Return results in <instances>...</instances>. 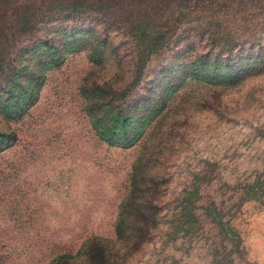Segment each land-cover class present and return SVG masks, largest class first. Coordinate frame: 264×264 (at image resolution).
<instances>
[{"label": "rangeland", "instance_id": "374dc122", "mask_svg": "<svg viewBox=\"0 0 264 264\" xmlns=\"http://www.w3.org/2000/svg\"><path fill=\"white\" fill-rule=\"evenodd\" d=\"M132 4L104 11L60 7L58 0L0 5V89L15 81L34 89L25 100L17 92L13 101L0 90V264H48L76 253L91 236L115 237L147 137L153 162L146 175L159 177L158 224L118 264H264V0ZM32 6L27 11L37 23L21 36L14 30ZM60 26L108 29L113 46L98 49L104 66L90 58L96 45L77 49L81 41L60 37L57 49L22 57ZM228 45L263 55L243 84L185 78L162 112L142 114L147 105L132 113L135 124L148 122L127 140L132 145H113L109 132L102 135L100 121L110 115L111 124L115 116L100 108L101 89L108 101L127 107L180 52L185 64L178 75L194 68L188 65L197 56ZM21 67L39 82L21 77ZM175 78L165 81L180 84Z\"/></svg>", "mask_w": 264, "mask_h": 264}, {"label": "trees", "instance_id": "16d2710c", "mask_svg": "<svg viewBox=\"0 0 264 264\" xmlns=\"http://www.w3.org/2000/svg\"><path fill=\"white\" fill-rule=\"evenodd\" d=\"M10 1L11 0H0V5H8ZM154 1L159 2L162 0ZM163 1L167 3L178 2V0ZM148 3L149 2L145 1L141 6H144ZM150 3L154 4L152 2ZM58 4V6L60 7L63 4H69V7L73 6L77 9H99L102 11L111 9H123L126 7L132 9L134 8V6H137L135 4H132V0L127 3L123 0H58ZM27 9H34V7H25V12L20 14L19 17V24H21L22 26L20 29L14 30V32L17 31L21 33V36H28L29 33L33 30L32 27H34V25L37 23L36 21L35 24H33L32 19L35 14L32 13L33 11H27ZM16 15L18 16V12ZM132 18H137L136 13H133ZM138 20L135 21L136 24ZM52 32H54L52 38L48 37L47 40L38 42L33 47L23 52L22 57L24 58L25 55L35 56L39 54L43 48H49L53 50L57 49V42L59 41V39L57 38L60 37L67 38V40L65 41L67 43L81 41L82 45L77 47V49H80L84 46L85 48H87L86 45H88L90 42L91 43L89 45H96L97 48L88 47V51H90V55L92 56L90 58H92V61L102 67V65L104 66L106 60L101 57V53L98 49H103L105 47L107 48V46H113L110 40V35L108 34V29L98 30L96 28L83 29L73 26L69 28L60 26L54 29ZM88 35L90 37H88ZM192 46H194V43H190L185 51H188ZM182 52H180L175 57L173 65H171L168 69H163L162 72L158 74L157 80L151 82L150 89L147 91V93H145L141 97H138V99H132V103L127 107H125L124 102L115 104V102L108 101L109 99H107V95L109 96V94L107 90H100L101 99H103V101L105 102L101 105L100 108L106 107L107 112H110V114L115 116L113 117V119H109L112 120L111 124L109 123V121H105L106 119L111 118L110 115L105 116V119L100 121L103 122L104 126L103 131L101 130L102 135H105L108 132L110 133V136L107 139L109 143L122 147L132 145L135 140H127L129 138H134V134H139L142 129L139 127L142 125L146 126L148 123H146L145 121H140L139 124H135L133 122L132 113L147 105L149 106V108L143 111L142 114H147V112L150 111H152V113H155L157 110L162 112L170 99V91L172 90L175 93L176 90L179 89L175 88L183 86L185 78L192 77V79L194 80L200 79L201 81L209 82L214 85H241L243 84L242 81H244V78L247 75L253 72H257L254 70L258 68H252V65L256 64L263 56L262 54L256 53L254 51V48H250L247 53H244V49H237L236 45H228L226 49L220 50L215 55L209 53L200 57L197 56V58L188 65L189 67L194 68H185L183 73H180V75H178V69L185 64L184 60L180 58L181 56H183ZM222 55H225V57L222 58ZM114 60L117 63V69L121 72V70L124 69L123 58L121 59L120 54L117 53ZM210 68H212L211 74L209 72ZM26 70L27 69H24V67H21V69L18 70V72H21V77L28 78L27 76H24V71ZM16 75H14L13 81L16 79ZM173 75H175L176 77V82L180 77V84H171L170 81L166 82L168 78ZM28 79L29 81L35 82L36 84L39 82V79L35 76L29 77ZM114 80L117 79L115 78ZM12 83V87H9L7 85L4 88L0 89L5 91V98H7V100L9 101L16 100L15 98L17 97V92H21L22 95L24 94L23 99L22 96L21 99L25 100V97L32 94L31 92L34 91V89H28L30 91L28 92V90H26L28 87H26L23 83L20 84L18 81ZM158 89H160V91L159 94L156 95V91ZM96 90L98 89L96 88ZM126 95L127 92L126 94L123 93L122 98H124ZM21 99L19 102H21ZM97 124L98 127H100L101 124ZM153 131L154 129H152V134ZM4 137L5 135L0 133V139ZM148 143L149 137H147L143 142L140 155L133 165L131 188L128 194L124 197L119 207V213L115 225V237L109 238L96 235L91 236L86 239V241H84V243L76 253L60 254L48 264H118L127 255L132 253L134 250H138V248H140L151 238L148 230H150L152 225L154 228H156V224H158L157 181L159 177L156 175H154V177H149L148 175H146V170L153 162L152 157L148 156V152H150V144ZM135 212L138 219L134 222L133 218L135 217L133 215H135ZM133 230H137V233L135 232L134 234V232H132Z\"/></svg>", "mask_w": 264, "mask_h": 264}]
</instances>
